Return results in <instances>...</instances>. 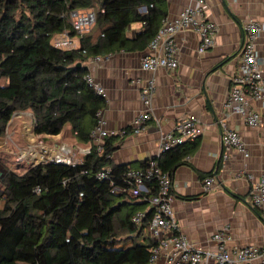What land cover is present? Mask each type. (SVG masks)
Returning <instances> with one entry per match:
<instances>
[{
	"label": "trees",
	"instance_id": "1",
	"mask_svg": "<svg viewBox=\"0 0 264 264\" xmlns=\"http://www.w3.org/2000/svg\"><path fill=\"white\" fill-rule=\"evenodd\" d=\"M161 1L0 0V137L15 113L29 111L34 136H55L68 125L77 142L88 145L104 100L86 85V70L75 65L83 67L94 55L144 48L163 17ZM141 7L145 13L138 12ZM88 9L95 24L80 48H55L54 36L74 34L69 12ZM132 23H142L143 30L131 40L125 31ZM114 142V136L106 138L101 153L92 147L74 167L45 163L17 172L2 165L0 264L148 263L155 245L145 231L148 214L139 228L131 218L141 209L137 202L155 189L135 197L111 193L110 183L129 187L122 180L127 167L109 165ZM168 152L156 158L167 174ZM107 167L108 177L97 179Z\"/></svg>",
	"mask_w": 264,
	"mask_h": 264
},
{
	"label": "crops",
	"instance_id": "2",
	"mask_svg": "<svg viewBox=\"0 0 264 264\" xmlns=\"http://www.w3.org/2000/svg\"><path fill=\"white\" fill-rule=\"evenodd\" d=\"M192 3L193 0H162L158 6L162 10L161 17L173 18ZM205 4V17L217 27L213 45L199 54L196 33L191 30L177 33L174 42L178 66L174 70H158L154 74L142 71L139 62L147 53V45L133 51L101 55L99 64L88 62L84 67L104 89L102 111L107 132L129 129L132 119L143 108L140 86L151 77L155 81L153 119L139 135L114 136L115 149L109 165L141 168L155 157L161 133L171 132L181 120L194 119L202 129L201 135L183 142L181 147H173L163 157L166 164L170 161L168 171L177 232L193 247L202 250L216 249L211 237L224 227L230 236L229 250L262 246L264 204L260 208L252 206L250 193L260 179H264V100L248 101L249 109L259 117L256 127H249L241 116L229 113L224 104L238 67L243 26L247 22L264 26V0H205ZM138 12L145 13L146 9L141 7ZM142 30V23H132L125 36L132 40ZM254 48L264 78V31L257 37ZM32 120L29 111L13 115L6 132L14 143L18 144V139L27 142L32 138L29 129ZM223 120L242 140L246 157L221 143L219 122ZM39 138L50 139L45 144L51 143L53 147H71L79 160L80 151L87 147L77 142L68 125L58 135ZM6 145L0 138V154L10 152ZM174 159L175 165L171 164ZM5 165L10 168L9 164ZM2 172L0 169V177ZM209 177L213 179L212 188L205 192L203 180ZM137 203L141 205L140 211L148 210L147 203ZM249 264H260V260Z\"/></svg>",
	"mask_w": 264,
	"mask_h": 264
},
{
	"label": "built area",
	"instance_id": "3",
	"mask_svg": "<svg viewBox=\"0 0 264 264\" xmlns=\"http://www.w3.org/2000/svg\"><path fill=\"white\" fill-rule=\"evenodd\" d=\"M205 0H193L192 5L183 8L173 18L163 17L155 35L147 44V53L140 58L139 66L142 71L154 74L158 70H174L178 66L177 47L174 36L177 33L191 30L199 37L197 52L205 53L213 45L214 35L217 27L214 22L205 17ZM69 25L72 32H62L52 38V45L60 50H78L80 39L88 33L95 24V12L88 10H73L68 14ZM264 31V26L257 22H247L243 26V42L241 44L237 71L231 79V88L225 100V108L229 113L239 115L246 125L256 127L259 123L257 113L248 107L250 99L264 100V78L258 66V58L255 53L254 44L259 34ZM84 55L85 52L82 51ZM102 57L99 55L90 56L88 62L99 64ZM86 85L99 97L104 98V89L97 84L90 74H84ZM155 81L151 77L140 86L139 98L142 103V110L132 119L129 129L119 132H107L104 129L105 120L102 109L95 113V125L89 134V144L82 149V156L88 154L92 147L98 153L102 152L103 142L111 136L124 137L128 133L139 135L145 126L153 119L152 99L154 95ZM32 120L29 129L32 128ZM220 140L226 147L242 153L246 157L247 151L240 137L232 130L228 129L224 120L219 122ZM202 133V129L194 119L179 121L174 129L168 133H161L157 144L155 159H149L142 168H127L122 180L128 183L129 187L124 189L110 183L111 193L126 192L131 197L138 194H150L145 200L148 210L136 212L131 220L139 228L144 224L146 218L145 231L155 244L151 249L147 264H249L255 259L264 264V245L246 246L241 249L229 250L227 244L230 241L228 229L222 228L214 233L211 240L216 243V249L202 250L195 248L187 242L186 238L177 232V224L172 210L173 195L171 193V180L169 174L163 172L159 167L156 158L162 153L178 147L187 140L196 139ZM13 143L7 132L4 135V143ZM16 148L17 146L14 145ZM19 152V148H17ZM29 159L30 166L53 163L74 167L81 160L74 157L71 147L60 145L53 147L40 142L36 145H27L19 152L16 160ZM79 160V161H78ZM109 168H105L97 173V179L108 177ZM213 179L203 180V190L205 192L212 188ZM36 192L39 189H35ZM250 202L255 208H260L264 204V179H260L250 193ZM166 250V251H165Z\"/></svg>",
	"mask_w": 264,
	"mask_h": 264
},
{
	"label": "rangeland",
	"instance_id": "4",
	"mask_svg": "<svg viewBox=\"0 0 264 264\" xmlns=\"http://www.w3.org/2000/svg\"><path fill=\"white\" fill-rule=\"evenodd\" d=\"M32 138H30L29 141L27 142H22L20 139H18V144L17 142L14 143H7V145L5 146V148L7 147V149L10 147V152L9 153H1L0 154V169H3L2 165H5V164H9V169H12L14 171H17V172H21L22 168L26 167V166H30V161L28 162L29 159H25V160H20L19 162H17L16 158L17 156L19 155V152L24 149L25 147H27V145H36V143L40 142V138L38 136H34V135H31ZM2 138V140L4 141V137H0ZM17 139V138H16ZM50 141V139H42L41 141L43 143H46V141ZM14 144L15 146H17L16 148L14 147ZM48 145L51 144V143H47ZM61 144V143H60ZM17 148H19V152L17 151ZM76 155L74 154V157Z\"/></svg>",
	"mask_w": 264,
	"mask_h": 264
},
{
	"label": "water",
	"instance_id": "5",
	"mask_svg": "<svg viewBox=\"0 0 264 264\" xmlns=\"http://www.w3.org/2000/svg\"><path fill=\"white\" fill-rule=\"evenodd\" d=\"M75 68H77V69H81V68H82V69L86 70V67H84V66L82 67L80 63H77V64L75 65ZM144 203H145V202H144ZM144 203H143V204H144ZM145 204H146V203H145Z\"/></svg>",
	"mask_w": 264,
	"mask_h": 264
}]
</instances>
